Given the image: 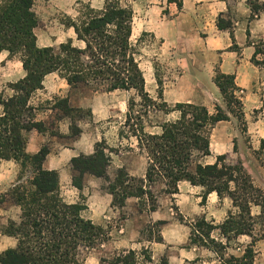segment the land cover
Listing matches in <instances>:
<instances>
[{
	"label": "crops",
	"instance_id": "0c3cea01",
	"mask_svg": "<svg viewBox=\"0 0 264 264\" xmlns=\"http://www.w3.org/2000/svg\"><path fill=\"white\" fill-rule=\"evenodd\" d=\"M122 1L133 11L132 39L135 42L140 38L150 39L156 44L153 65L159 63L166 74L163 98L170 107L193 104L205 107L211 114L217 107L227 111L215 77L217 73L235 76L247 131L242 132L238 120L228 113L230 121L219 122L210 134V156L200 159L199 163L214 165L218 157H226L230 162V157L235 156L238 161H250L257 166L256 155L264 142V12L253 18L250 0ZM104 5L105 0H35L34 12L39 20L34 30L37 47H58L70 41L76 47H83L75 29L67 27L65 21L67 18L78 20L85 7L101 12ZM39 6L62 19L42 26ZM220 20L233 24V37L230 31L218 27ZM258 50L260 53L256 54ZM143 73L146 91L156 100V69L152 90ZM26 76L19 56L0 53V100L18 96L16 86ZM128 94L105 93L91 87L73 89L54 73L45 77L43 89L36 91L28 103L33 110L28 122L40 124L41 130L34 129L26 134V153L36 156L47 148L49 154L42 169L57 173L63 201L68 205H83L82 218L107 232V240L84 257L85 264H102V260L128 251L137 252L143 263V250L150 251L152 264H159L163 259L168 264H225L215 252L191 244V229L199 219L220 227L235 211L230 199L220 200L216 193L204 198L203 187L182 181L176 195L165 193L163 184L151 187L156 196V211H150L147 197L143 200L128 198L123 208L113 206L110 186L116 183L120 172L126 171L131 178L146 181L149 164L146 153L139 148L138 139L122 137L128 132L125 126ZM64 102L67 105L61 106ZM4 114L0 102V118ZM161 116L163 121H160ZM176 117V114H151L145 121V132L159 135L161 124ZM101 144L111 157L107 178L86 174L79 189L75 184L78 173L72 163L80 157L93 156ZM249 173L256 178L253 169ZM32 178L31 167L25 171L16 161L0 162V201L4 199L0 204V255L18 247V240L5 233L10 224L20 223L22 214L10 192ZM254 208L261 211L259 207ZM154 224L160 227L152 232L153 240L144 239V234ZM156 236L162 241H156ZM211 238L225 243L219 229ZM250 243L251 239L242 248H229L228 256L242 257ZM256 251L254 264H264V240L258 241Z\"/></svg>",
	"mask_w": 264,
	"mask_h": 264
},
{
	"label": "trees",
	"instance_id": "16d2710c",
	"mask_svg": "<svg viewBox=\"0 0 264 264\" xmlns=\"http://www.w3.org/2000/svg\"><path fill=\"white\" fill-rule=\"evenodd\" d=\"M34 3L35 0H0V53L19 56L27 72L26 78L16 86L18 96L0 100L5 110L0 118V162L16 161L25 171L31 167L33 173L31 180L10 192L22 214L20 223L10 224L5 233L18 240V247L1 254L0 264H85L84 257L108 238L104 229L82 218L83 205H68L63 201L57 173L42 169L48 149H42L36 156L26 153V134L41 130L40 124L28 122L33 114L29 100L43 89L45 77L54 73L73 89L91 87L105 93H133L127 104L125 126L128 132L122 137L138 139L149 164L146 181L131 178L126 171L120 172L116 183L110 186L114 207L123 208L131 197L141 200L147 197L150 211H156V196L151 187L163 184L169 195L178 194V184L182 181L203 187L204 198L212 193L220 200L228 198L235 211L218 228L206 219L197 220L192 225L191 244L215 252L225 264H254L256 244L264 240V192L254 185L241 161L229 165L226 157H218L214 165L199 163L200 159L210 156V134L219 122L230 121L228 113L238 120L242 132L247 131L235 76L217 73L215 77L227 111L217 107L211 114L205 107L193 104L170 107L164 101L163 82L158 75V98L154 100L146 91L141 68L143 38L137 42L132 39L134 15L129 5L122 0H105L101 12L85 7L78 20L67 18L65 21L67 27L75 29L83 47H76L70 41L40 49L34 34L39 24ZM248 4L253 18L264 12V0H250ZM218 27L230 31L233 37L232 23L220 20ZM259 53L258 50L256 54ZM253 60L257 63L255 57ZM63 104L67 105L64 102L61 106ZM64 108L70 113L66 106ZM138 108L140 110H136ZM158 113L177 117L161 124V134L146 133L145 121L151 114ZM260 151H264V142ZM110 162L111 157L102 144L96 147L93 156L75 159L72 165L79 177L76 187L82 188L86 174L107 178ZM254 207L260 208L259 216L253 215ZM154 227L159 229L160 225L154 224ZM258 227L260 236L256 234ZM216 229L220 230L225 243L211 238ZM244 236L249 237L251 243L243 256H227L230 243ZM149 239L153 240L152 232ZM154 239L162 241L160 236ZM141 255L143 263L137 252L128 251L102 260V264L153 263L149 250H143ZM159 264L168 262L163 259Z\"/></svg>",
	"mask_w": 264,
	"mask_h": 264
},
{
	"label": "rangeland",
	"instance_id": "374dc122",
	"mask_svg": "<svg viewBox=\"0 0 264 264\" xmlns=\"http://www.w3.org/2000/svg\"><path fill=\"white\" fill-rule=\"evenodd\" d=\"M127 1V0H125ZM38 12L40 14V19H41V23L42 26L45 25H51L53 23V20L55 19H59L61 20L62 17H54L52 15H50L49 13H47L46 10L43 9L42 6H39L38 8ZM140 50H141V54H142V58H141V63H142V69L145 72V75L147 77V81H148V85H149V89L152 90V86L155 87V79L152 77L153 73H155V69H156V73L159 76V79L164 80V76H166V74L164 73V71H162V69H160L159 63H156V65H153V61H154V53L156 50V44L150 40V39H143L142 40V44L140 46ZM153 66L155 67L153 70ZM157 86V84H156ZM133 96V94H128V99H130ZM136 110H140L139 108ZM160 121H163L162 118L163 116L160 117ZM158 119H155V121H157ZM128 131V129H127ZM258 155H256V159H257V166L255 165V167L253 166V164H250V161L244 162L241 161L242 164H244V168L247 171V173L250 175L249 170L253 169L256 178H254V176L250 175L251 179L254 178V180H252L253 182H255L257 188H263V192H264V151H259L257 153ZM230 162H228L227 164H234L236 165L239 161L238 159H236L235 156L230 157ZM262 185V187H260ZM254 216H259V209L258 208H254V210L252 211ZM258 231L256 232L257 236L261 235V228L258 227L257 229ZM157 232L158 228L154 227V226H150V228L146 231V233L144 234V239L149 238L150 232ZM247 242H250V238H242L240 241L239 239L237 241H232L230 243V248L233 247L234 249H239L244 247ZM227 256H228V251L226 252ZM239 254V253H237Z\"/></svg>",
	"mask_w": 264,
	"mask_h": 264
}]
</instances>
